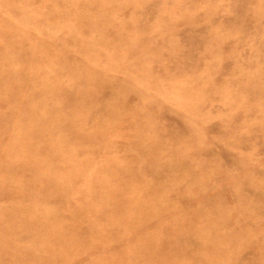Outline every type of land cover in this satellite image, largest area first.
<instances>
[{
	"label": "rangeland",
	"instance_id": "1",
	"mask_svg": "<svg viewBox=\"0 0 264 264\" xmlns=\"http://www.w3.org/2000/svg\"><path fill=\"white\" fill-rule=\"evenodd\" d=\"M0 264H264V0H0Z\"/></svg>",
	"mask_w": 264,
	"mask_h": 264
}]
</instances>
